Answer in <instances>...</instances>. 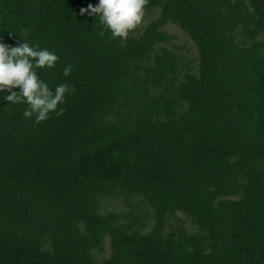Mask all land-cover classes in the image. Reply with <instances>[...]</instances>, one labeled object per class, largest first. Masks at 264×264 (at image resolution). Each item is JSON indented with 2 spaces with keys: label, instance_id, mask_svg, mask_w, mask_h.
Wrapping results in <instances>:
<instances>
[{
  "label": "trees",
  "instance_id": "trees-1",
  "mask_svg": "<svg viewBox=\"0 0 264 264\" xmlns=\"http://www.w3.org/2000/svg\"><path fill=\"white\" fill-rule=\"evenodd\" d=\"M96 2L0 0L74 88L38 123L0 97V264H264V0H147L122 44Z\"/></svg>",
  "mask_w": 264,
  "mask_h": 264
},
{
  "label": "clouds",
  "instance_id": "clouds-1",
  "mask_svg": "<svg viewBox=\"0 0 264 264\" xmlns=\"http://www.w3.org/2000/svg\"><path fill=\"white\" fill-rule=\"evenodd\" d=\"M146 3L147 0H97L81 7L80 12L98 17L103 26L100 36L107 29L111 38L119 37L122 44L130 30L142 22ZM58 59L54 51L40 47L37 42L29 43L24 38L10 44L0 37V97L12 103H24L22 115L37 123L53 113L61 115L64 111L61 105L66 94L74 91L73 86L67 81L50 86L38 73L40 68L55 67ZM71 68V63L62 68L65 76Z\"/></svg>",
  "mask_w": 264,
  "mask_h": 264
},
{
  "label": "rangeland",
  "instance_id": "rangeland-1",
  "mask_svg": "<svg viewBox=\"0 0 264 264\" xmlns=\"http://www.w3.org/2000/svg\"><path fill=\"white\" fill-rule=\"evenodd\" d=\"M170 34L175 35L176 39L173 41L177 46H185L184 50H181L183 54L184 62L197 61V51L194 48L192 41L175 25L168 24L165 28ZM106 209L117 208L114 201L104 203Z\"/></svg>",
  "mask_w": 264,
  "mask_h": 264
}]
</instances>
